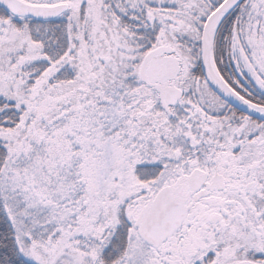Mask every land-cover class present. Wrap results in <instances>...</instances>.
I'll list each match as a JSON object with an SVG mask.
<instances>
[{
    "label": "snow or ice",
    "instance_id": "snow-or-ice-1",
    "mask_svg": "<svg viewBox=\"0 0 264 264\" xmlns=\"http://www.w3.org/2000/svg\"><path fill=\"white\" fill-rule=\"evenodd\" d=\"M0 264H264V0H0Z\"/></svg>",
    "mask_w": 264,
    "mask_h": 264
}]
</instances>
